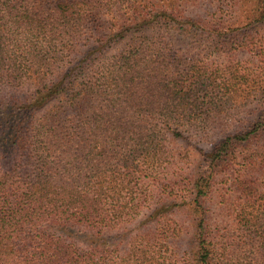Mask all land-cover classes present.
Listing matches in <instances>:
<instances>
[{"label": "trees", "instance_id": "1", "mask_svg": "<svg viewBox=\"0 0 264 264\" xmlns=\"http://www.w3.org/2000/svg\"><path fill=\"white\" fill-rule=\"evenodd\" d=\"M0 264H264V0H0Z\"/></svg>", "mask_w": 264, "mask_h": 264}, {"label": "rangeland", "instance_id": "2", "mask_svg": "<svg viewBox=\"0 0 264 264\" xmlns=\"http://www.w3.org/2000/svg\"><path fill=\"white\" fill-rule=\"evenodd\" d=\"M205 8H208V11H212V7L204 4H201L195 11H203ZM174 40L177 45L182 47H190L189 39L182 37L180 35L174 36ZM227 59V55L222 57ZM235 59H240L242 61L249 59V54L247 52L239 51L234 56ZM236 128L235 119L229 118L222 121H216L215 123H210L202 132L198 133L196 131H189L186 134L185 140L175 141L173 143L175 152L178 151L176 157V164L172 167L178 173L184 176L183 182L179 184V187H182L185 184L186 176H193L198 174L200 170L206 168V161L204 156L209 153L212 143L216 138L225 136ZM182 180V179H179ZM145 215V213H144ZM141 216L140 218L144 217ZM170 220L168 221L172 226L176 225L178 229V236L175 238V246L180 250L187 245L188 240H190L193 233V224L190 219L182 212L176 211L173 214L169 215ZM129 228H134L136 223L128 224ZM154 225V224H152ZM151 230V229H150ZM119 233L125 231L124 227L118 228ZM71 240L75 242L84 244V237L80 233L72 234L70 236ZM113 239V237H112ZM110 239V240H112ZM181 251V250H180Z\"/></svg>", "mask_w": 264, "mask_h": 264}]
</instances>
